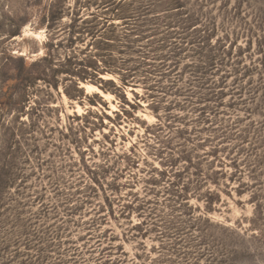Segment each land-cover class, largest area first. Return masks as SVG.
Masks as SVG:
<instances>
[{
    "label": "rangeland",
    "instance_id": "obj_1",
    "mask_svg": "<svg viewBox=\"0 0 264 264\" xmlns=\"http://www.w3.org/2000/svg\"><path fill=\"white\" fill-rule=\"evenodd\" d=\"M0 264H264V0H0Z\"/></svg>",
    "mask_w": 264,
    "mask_h": 264
},
{
    "label": "trees",
    "instance_id": "obj_2",
    "mask_svg": "<svg viewBox=\"0 0 264 264\" xmlns=\"http://www.w3.org/2000/svg\"><path fill=\"white\" fill-rule=\"evenodd\" d=\"M143 15L144 14H134L132 16H129L130 17L129 18V21H130L129 24L132 26L130 32H133V31H139L140 32L141 31V30H139L140 29L139 28L140 27V24H138L137 22H143L144 21V19L142 17ZM167 27H169V26H167ZM197 44H199V40L196 41V44L195 45H197ZM175 45H178V43H175ZM179 47L180 46H178V48ZM198 48H199V50H202V47L198 46ZM149 52L150 51H147L144 54H149ZM196 54H197V57L203 58L205 60H201V59L198 58L197 61L201 63V65H199V66L197 64L196 65H188V67L191 69L190 70V72H191L190 74L194 73V76H193L194 77L193 78L194 80L193 81H196V82L200 83V86L199 87L201 89L203 88V85H205V88L204 89H207L208 90V94L207 93H204L203 95H206V96L209 95L208 97H212V98H210V99L201 98V99H204L205 101L208 100V101H212L213 102L214 106L212 108H210V110L215 115L218 112V110H217L218 105H221V102H222L223 92H221V89L223 88L224 84L226 83V76H223L222 80H215L214 73L212 71L213 70H217L219 68V65L220 66H225V65L223 63V59L221 58V56L216 57L212 53L204 54L203 51H197ZM151 55L153 57L154 56H159V54H157L155 52L152 53ZM144 57L145 56H143V58ZM158 60L160 61L159 62L160 63L159 64L160 67L167 66L166 69L169 68V66L166 63V61H167L166 60V57H161ZM203 65H206V66L203 67ZM106 66L107 67H111V65H106ZM172 66H178V63L175 62ZM117 68H119V67H117ZM192 68H194V69H192ZM206 69H209L208 76L206 78H202L201 77V74L204 72L203 70H206ZM131 72H132V70H130L128 68V70L126 71V74L125 75H122V81L123 82H126L127 81V78L126 77L129 76V75L131 76V74H130ZM178 79L179 78H177V80L176 79L175 80H170L171 83H172V85L175 84V82L178 81ZM219 83H222V85H218ZM237 94L239 96H242L241 95V92H239ZM231 95H232V93H231ZM190 97H191V95H190ZM186 195L187 194L184 193V194L181 195V197H183V199H186ZM140 224H142V223L139 222L135 226L139 227V226H141Z\"/></svg>",
    "mask_w": 264,
    "mask_h": 264
},
{
    "label": "bare ground",
    "instance_id": "obj_3",
    "mask_svg": "<svg viewBox=\"0 0 264 264\" xmlns=\"http://www.w3.org/2000/svg\"><path fill=\"white\" fill-rule=\"evenodd\" d=\"M81 85L85 88L86 92H91V91H95V92H99L101 95H103L104 97H108L109 94L108 93H103L96 85L91 84V83H81Z\"/></svg>",
    "mask_w": 264,
    "mask_h": 264
}]
</instances>
